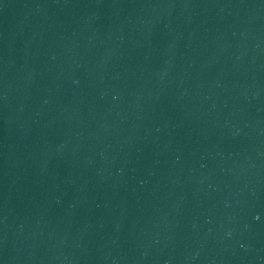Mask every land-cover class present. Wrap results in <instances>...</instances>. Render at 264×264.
<instances>
[{"label":"water","instance_id":"water-1","mask_svg":"<svg viewBox=\"0 0 264 264\" xmlns=\"http://www.w3.org/2000/svg\"><path fill=\"white\" fill-rule=\"evenodd\" d=\"M259 0H0V264H97Z\"/></svg>","mask_w":264,"mask_h":264}]
</instances>
